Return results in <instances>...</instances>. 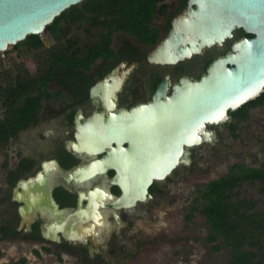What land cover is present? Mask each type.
<instances>
[{
  "label": "water",
  "instance_id": "water-1",
  "mask_svg": "<svg viewBox=\"0 0 264 264\" xmlns=\"http://www.w3.org/2000/svg\"><path fill=\"white\" fill-rule=\"evenodd\" d=\"M81 1L0 0V52L29 35H41L64 10ZM236 29L250 37L232 40ZM228 41L229 50L213 58L198 79L181 76L172 83L166 75L149 101L129 109L115 106L133 63L120 62L92 85L90 97L103 110L83 122L77 112L75 142L68 147L93 158L62 176L67 183H79L111 171L109 185L120 194L93 188L78 192L74 210L59 209L51 197L49 172L61 171L54 162H43L42 171L15 184L18 229H28L31 220L26 216L47 215L51 219L47 231L71 242H85L91 235L96 242L97 232L93 235L91 228L98 224L96 204L103 195L115 211L133 208L151 199L148 190L154 182L165 180L179 164L188 166L185 148L213 142L214 133L207 126L226 122L228 111L255 100L264 90V0H186L167 33L145 56L150 65L175 66ZM34 186L44 188L38 193ZM43 237L49 238L46 233Z\"/></svg>",
  "mask_w": 264,
  "mask_h": 264
},
{
  "label": "flooded vegetation",
  "instance_id": "flooded-vegetation-1",
  "mask_svg": "<svg viewBox=\"0 0 264 264\" xmlns=\"http://www.w3.org/2000/svg\"><path fill=\"white\" fill-rule=\"evenodd\" d=\"M168 1L169 0H164L156 5L155 17L149 24L150 29L153 28L158 31L160 34L159 39L169 30L172 17L186 5V0H176V2L173 3H169ZM183 1L185 2L183 3ZM243 36L250 37L245 35L242 29H236L233 31L232 40ZM113 38L116 40L115 43L117 46L114 50L112 48L113 42H111L110 47L114 51V58L108 60L99 58L91 65L90 69L86 71L79 68L75 73H59L58 79L49 82L43 90L47 96L44 95L41 97L40 108L36 114V121L27 128V130L30 128H37L39 130L35 136L36 141L30 149V152L28 151L27 154L21 156L22 158L19 163L8 170L6 188H4V190H2L4 192L0 194V208L2 207L0 212L2 216L0 218V241L11 242L22 240L28 242L29 245L38 246L47 257L53 255L56 259H60L62 254L71 255L77 258L79 264H92L105 257L106 253L102 250L101 245L103 240L107 238L110 233H117L121 229H124V227L128 225L127 216H130V211L146 203V201L136 204L133 208L115 211L110 205L111 201L103 195L102 200L96 204L97 214L95 222L98 224L91 228L93 235L97 232L95 235L97 241H92V236L88 235L85 242H71L64 240L56 231H47V225L51 222V219H48L47 215L44 217L26 216L31 220L28 229H26L25 226L18 229L20 224L18 207L20 204L13 199L15 184L20 179L26 180L29 177H33L38 171H42L43 162L52 161L58 165L61 171V173H59L54 169L49 172V174H51V197L59 209L65 208L70 211L74 210L78 192H87L93 188H99L104 192L109 191L114 196H118L120 194L119 190L109 185V180L113 175L111 171L96 175L79 183H67L62 176V173L78 165L85 164L93 158L84 153H73L68 147L69 143L75 142V116L77 112L80 113L79 122H83L91 117L94 111L103 110L102 106L99 103L96 105L90 97V87L120 62H126L127 64L133 63L134 68L127 75L120 92L117 94L115 106L116 109H129L139 103L149 101L156 84L166 75L169 76L172 83L176 82L181 76H186L190 79H198L206 68L205 67L204 71L200 73L201 62L199 60L201 57L210 55L213 56V59L218 55L224 54L229 50L231 43V41H228L220 48L213 47L204 50L200 56L192 57L175 66H158L148 64L145 58L147 52L152 47L142 44L130 34L122 31L113 33L112 41ZM147 49L148 51H146ZM120 55L128 56L127 58H120ZM115 59H118V61L114 63L106 73L99 76V72L102 68L112 63ZM97 61H100L101 64L97 65ZM33 69L35 70L34 65ZM178 71L180 72L179 77L173 80L175 72L179 73ZM157 77H161V79L155 83L152 90L151 84ZM257 106H264V103ZM254 107L248 106L244 109L246 116L242 115V112H240V114L236 113V115L232 117L229 114V112L232 111H228V119L226 122L216 126H207V130L214 133V141L211 143L203 142L198 146L185 148L187 151L186 157L189 158L190 164L188 166L179 164L165 180L154 182L148 190L151 199L159 192V185L169 181L179 169L183 172L190 171L191 157L195 155V151L200 152L203 150L202 146L204 144H212L217 141V127H223L228 133L227 135L231 137H238L237 131L242 129L250 120L251 112ZM232 126H236L237 128L233 130ZM262 152L264 153V144ZM94 157L99 158L101 155ZM18 175L20 176L17 177ZM34 187L37 189L38 193L44 188L42 186ZM152 188H154L153 191ZM83 203L85 204V202ZM102 205H107V208H102ZM113 212H115L116 218ZM101 222L104 223L102 226L100 225ZM88 223H92V221ZM44 233H46L49 238H44ZM56 236L58 237V241H52L51 238ZM33 252L36 256L39 255L36 249H34Z\"/></svg>",
  "mask_w": 264,
  "mask_h": 264
},
{
  "label": "trees",
  "instance_id": "trees-1",
  "mask_svg": "<svg viewBox=\"0 0 264 264\" xmlns=\"http://www.w3.org/2000/svg\"><path fill=\"white\" fill-rule=\"evenodd\" d=\"M163 1L82 0L64 10L45 28L43 33L47 38L52 37V45L46 46L40 35H29L17 43L12 49L19 56H29L35 70L22 72L14 63L0 69V147L35 123L41 97L47 96L43 90L49 82L58 79L59 73H75L79 68L86 71L99 58L115 57L110 47L113 33L125 32L153 47L160 34L150 29L149 24L155 17L156 5ZM212 57H201L200 73ZM118 59L102 68L99 76ZM179 75L180 72H175L174 77L177 79ZM160 79L157 77L152 82V90ZM262 103L264 90L255 100L229 114L233 117L242 112L246 116V107ZM236 128L232 126L233 130ZM196 192L201 203L194 202L192 213L197 211L205 218L209 228L208 243L220 239L214 251L220 246L229 249L230 264H264V162L258 168L234 164L226 175L196 185ZM191 217L189 214L187 219ZM12 264L26 263L25 259H20Z\"/></svg>",
  "mask_w": 264,
  "mask_h": 264
},
{
  "label": "rangeland",
  "instance_id": "rangeland-1",
  "mask_svg": "<svg viewBox=\"0 0 264 264\" xmlns=\"http://www.w3.org/2000/svg\"><path fill=\"white\" fill-rule=\"evenodd\" d=\"M40 36L46 46L54 43L52 37L47 38L44 33ZM112 42L115 50L116 40L113 38ZM13 47L0 52V69L14 63L22 72L32 73L34 64L30 57L19 56ZM38 131L37 128L20 131L16 139L0 147V194L6 188L8 170L30 152ZM216 131L217 141L204 144L203 150L195 151L191 157L190 171L179 169L174 177L159 185L160 190L153 199L130 211L128 225L103 240L101 245L106 255L92 264H230L229 249L220 246L214 251L220 239L208 243L209 228L205 218L197 211L192 213L194 202L201 203L196 185L226 175L234 164L261 166L264 162V106L254 107L250 120L237 131L238 137L227 135L223 127H217ZM189 214L192 217L188 220ZM0 253V264H12L20 259H25L26 264H79L71 255L62 254L60 259L53 255L47 257L38 246L22 240L0 241Z\"/></svg>",
  "mask_w": 264,
  "mask_h": 264
},
{
  "label": "bare ground",
  "instance_id": "bare-ground-1",
  "mask_svg": "<svg viewBox=\"0 0 264 264\" xmlns=\"http://www.w3.org/2000/svg\"><path fill=\"white\" fill-rule=\"evenodd\" d=\"M45 30V28L42 30L41 34L43 33V31ZM207 129V128H206Z\"/></svg>",
  "mask_w": 264,
  "mask_h": 264
}]
</instances>
